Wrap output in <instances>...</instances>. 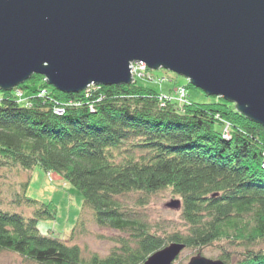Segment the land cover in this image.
<instances>
[{"label":"trees","instance_id":"obj_1","mask_svg":"<svg viewBox=\"0 0 264 264\" xmlns=\"http://www.w3.org/2000/svg\"><path fill=\"white\" fill-rule=\"evenodd\" d=\"M167 95L136 78L65 94L37 74L0 90V170L57 174L82 194L84 212L91 210L99 227L122 233L107 256L87 257L69 239L40 232L39 221L56 219L58 207L27 196L30 178L10 189V199L0 182V255L16 253L32 264H144L172 243L201 249L228 241L249 249L264 242V127L221 97L183 102ZM165 189L181 198L182 225L170 234L124 204L135 197L137 207L147 206ZM13 206L30 207L33 216ZM218 259L264 264V250L235 262L225 251Z\"/></svg>","mask_w":264,"mask_h":264},{"label":"water","instance_id":"obj_2","mask_svg":"<svg viewBox=\"0 0 264 264\" xmlns=\"http://www.w3.org/2000/svg\"><path fill=\"white\" fill-rule=\"evenodd\" d=\"M135 63L182 75L264 127V0H0L1 91L35 74L65 94L128 85ZM184 249L144 264H173ZM188 264L225 262L199 253Z\"/></svg>","mask_w":264,"mask_h":264},{"label":"rangeland","instance_id":"obj_3","mask_svg":"<svg viewBox=\"0 0 264 264\" xmlns=\"http://www.w3.org/2000/svg\"><path fill=\"white\" fill-rule=\"evenodd\" d=\"M134 65H137L136 63ZM145 71H143L144 73ZM145 73L152 75V80L144 78L141 75H136L135 78L138 84L151 88L154 91L168 94L167 97L180 101L177 96V90L180 87L187 86L185 89V96L195 102H209L211 99L204 91L190 84L189 80L178 75L175 72L166 70L164 68L149 70ZM29 85V84H28ZM180 88V89H178ZM26 94H31V89L25 90ZM180 99V100H179ZM185 99V98H184ZM182 99L183 102H188L189 99ZM173 100V101H174ZM57 112L59 110L57 109ZM62 114V111L59 113ZM227 138L229 136H226ZM264 165V161H263ZM0 182L2 183V195L6 199L11 198L12 188H19L23 182L29 179L27 188V196L37 199L40 202L48 203L54 201L58 207V215L56 219H43L38 223L39 230L44 235H52L54 237L68 240L72 244L79 245L84 254L88 257L93 253L99 256H107L116 244L115 238L122 235L121 232L109 228L99 227L93 216L91 210L84 212V202L82 194L70 183L65 182L60 176L55 173H47L41 167H36L32 172H25L19 169H2L0 170ZM136 198L125 199V205L145 215L150 225L154 227L153 230L161 234H170L182 225L181 211L168 207V203L181 199L175 195L172 190L165 189L149 198V204L144 207H137L135 205ZM24 211L25 215H30L33 210L30 207H12ZM33 216V213L31 214ZM84 217V226L73 234L79 218ZM73 234L72 237H70ZM115 237V238H113ZM114 240V241H113ZM249 250L259 251L264 250V242L251 246L247 249L243 244H230V242L215 243L213 245L203 248H186L178 256L173 264H188L193 256L201 253L202 255L218 259L226 251L232 255L233 261H239L244 254ZM0 264H32L20 255L12 252H4L0 255Z\"/></svg>","mask_w":264,"mask_h":264},{"label":"built area","instance_id":"obj_4","mask_svg":"<svg viewBox=\"0 0 264 264\" xmlns=\"http://www.w3.org/2000/svg\"><path fill=\"white\" fill-rule=\"evenodd\" d=\"M146 70H147V67H146V65L144 63H137V65H134V64L132 65V73H133L134 76H136V75H141L142 76V75H144L143 71H146ZM179 93H180V97L179 98L181 100L183 98H185V89L184 88H181V90H179ZM16 94H17L18 100L20 102H25L28 105L26 100L23 99V95H22L21 90H17ZM58 110H59V112L56 111V113L59 114L62 110H60V109H58ZM62 113H63V111H62Z\"/></svg>","mask_w":264,"mask_h":264}]
</instances>
